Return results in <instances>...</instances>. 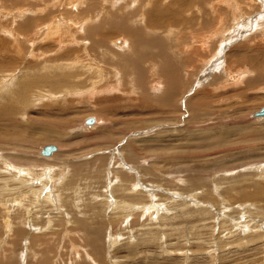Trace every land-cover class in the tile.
<instances>
[{
  "label": "rangeland",
  "instance_id": "obj_1",
  "mask_svg": "<svg viewBox=\"0 0 264 264\" xmlns=\"http://www.w3.org/2000/svg\"><path fill=\"white\" fill-rule=\"evenodd\" d=\"M69 1L0 0V111L16 108L0 119V164L29 168L10 182L20 189L0 190V264H264V119L253 118L264 0H141L113 13L80 0L81 18L101 21L77 33ZM140 10L157 22L149 32ZM62 19L69 44L45 34ZM126 37L143 56L122 53ZM85 64L108 79L91 83ZM47 144L59 151L39 155ZM122 200L136 204L124 214Z\"/></svg>",
  "mask_w": 264,
  "mask_h": 264
},
{
  "label": "bare ground",
  "instance_id": "obj_2",
  "mask_svg": "<svg viewBox=\"0 0 264 264\" xmlns=\"http://www.w3.org/2000/svg\"><path fill=\"white\" fill-rule=\"evenodd\" d=\"M23 1V0H22ZM85 1V3L88 1V0H84ZM225 1V0H224ZM70 3H71V6H72V8L74 9V11H75V13L76 14H78V16H80L81 15V9H80V4L82 3V1H80V0H74V1H69ZM103 2H112L111 4V7L109 8V9H111L112 10V13H113V11L115 10V9H120L121 7H122V5L124 4V6H125V8L127 7V5H128V3H133V2H136L138 5L140 4V2H141V0H104ZM245 2V1H244ZM9 3V2H8ZM68 3V2H67ZM56 4V3H55ZM126 4V5H125ZM134 4V3H133ZM264 4V3H263ZM82 5V4H81ZM110 5V4H109ZM130 5V4H129ZM132 5V4H131ZM142 6H143V4H141ZM23 6V5H22ZM234 6V5H233ZM25 7V6H24ZM23 7V8H24ZM83 7V6H82ZM109 7V6H108ZM22 8V7H21ZM61 8V7H60ZM26 9V8H25ZM25 9H23V11L25 10ZM72 9V10H73ZM28 10V9H27ZM26 10V11H27ZM30 10V9H29ZM88 11H90L91 9H87ZM231 10V9H230ZM23 11H22V13H23ZM141 12H140V14H139V16L137 17V20H135L137 23H138V25H139V28L140 29H144V30H147V29H150V27L151 26H155L156 24H157V22L155 21V22H150L149 20L151 19V17H153V15L151 14V13H146L145 11H143V10H140ZM199 11V10H198ZM240 11V10H239ZM25 12V11H24ZM234 12H235V9H234ZM100 13H101V11H100ZM32 14V13H31ZM92 13H90V15H91ZM104 14V13H103ZM90 15H88V16H90ZM108 15L110 16L111 15V13L110 12H108ZM92 16V15H91ZM244 16V15H243ZM82 17V15L80 16V18ZM92 17H94V15L92 16ZM92 17H90V18H92ZM103 17V16H102ZM3 18V17H2ZM90 18L88 17V18H81L80 20H76L75 21V25H76V29H75V31H74V33H77L78 31H84L85 32V30H86V26L88 25H92L93 24V22H99V21H101V17L99 16V15H95V18L93 19H91L92 21H90ZM228 18V17H227ZM63 20V19H62ZM51 21V20H50ZM107 21V20H106ZM53 23H55V24H52V25H50V26H48L46 29H47V32H45V34L47 33L49 36L48 37H50V34H52V29H54V30H56V33H57V35L56 36H53L54 38H56V40L58 39H65L66 38V41H65V44H69L68 42H67V39L68 40H70L71 39V37H68V35L70 34L69 33V28H68V25H66V23L67 22H65L64 20L63 21H61L60 23H58V22H53ZM91 23V24H90ZM18 25H20V24H18V23H16L15 24V26H14V28H13V32H15V30H17L18 31V29H17V26ZM45 25V24H44ZM59 25H63V26H59ZM95 25V24H94ZM98 25H100V24H98ZM236 25H238V23L236 24ZM88 26H87V29H88ZM239 26V25H238ZM19 27V26H18ZM157 28L159 27V26H156ZM237 27V26H236ZM20 28V27H19ZM138 28V30H140ZM95 29V28H94ZM253 29H256V28H253ZM37 30H40V29H37ZM151 30V29H150ZM190 31V30H189ZM39 32V31H38ZM147 32H149L148 30H147ZM166 32H167V30H166ZM124 33V32H123ZM238 33H240V32H238ZM45 34H43V36L45 35ZM46 34V35H47ZM67 34V35H66ZM113 34V33H112ZM127 34H130L131 36H134V34L132 35V32H130V31H127ZM171 34V33H170ZM237 34V33H236ZM224 35V34H223ZM45 37V36H44ZM83 38V37H82ZM169 38V37H168ZM171 38H173L172 36H171ZM170 38V39H171ZM174 38H176V37H174ZM174 38H173V41H174ZM30 39V38H29ZM33 39V38H32ZM31 39V40H32ZM52 39V38H51ZM79 40V39H78ZM172 40V39H171ZM176 40H177V38H176ZM120 41H121V43H120V47L121 46H123V44H125L126 42H127V46H128V48L126 49V50H122L123 52L122 53H124V54H127L128 56L127 57H129V56H135V55H139V56H143L144 55V53L145 52H143V53H141V54H139V52L137 51V49H133V45H132V43H131V41L126 37L125 39L124 38H122V39H120ZM90 42V41H89ZM60 44H61V40H60ZM90 46H92V45H90ZM94 46V45H93ZM203 46V45H202ZM19 49V48H18ZM198 49V48H197ZM19 51H20V49H19ZM103 51V50H102ZM101 52V51H100ZM113 53H114V51H112ZM118 52V51H117ZM120 52V51H119ZM197 52V51H196ZM48 53V52H47ZM121 53V54H122ZM115 54V53H114ZM120 54V53H119ZM120 54V55H121ZM236 55V54H235ZM76 56H78V55H76ZM121 56H123V55H121ZM117 57V56H116ZM47 58V57H46ZM50 58V57H49ZM119 58V57H118ZM121 58V57H120ZM114 59V58H113ZM184 59V58H183ZM43 60H46V59H43ZM129 60V59H128ZM178 60V59H177ZM176 60V61H177ZM221 60V59H220ZM50 61H53V60H50ZM55 61V60H54ZM57 61V60H56ZM48 62V61H47ZM118 62V61H117ZM131 62V61H130ZM132 62H134V61H132ZM149 62V61H148ZM154 63H155V61H153ZM178 62V61H177ZM185 62V61H184ZM53 63V62H52ZM72 63V62H71ZM71 63H68V64H71ZM75 63V65L77 64L76 62H74ZM120 63V62H119ZM179 63H181V62H179ZM67 64V65H68ZM125 64H126V62H125ZM145 64H147V63H145ZM151 64V63H150ZM218 64V63H217ZM74 65V66H75ZM113 65H114V63H113ZM157 65V64H156ZM156 65H154V66H156ZM222 65H223V63H222ZM69 66V65H68ZM93 66H95L94 64H93ZM93 66H91L90 64H85L84 65V70H85V72L87 73V72H90L89 74H92L91 76H90V80H91V83H93V82H95L97 79H99L100 78V80H102V79H108L106 76H107V74L105 75V73H104V70H99V67L98 66H95V67H93ZM148 66V65H147ZM151 66V65H150ZM43 69H45V68H53V66L51 67V65H46V64H43L42 66H41ZM63 67V66H62ZM64 67H66V66H64ZM81 67V66H80ZM116 67H118V66H116ZM153 67V66H152ZM67 68V67H66ZM114 68V67H113ZM151 68V67H150ZM77 69V68H76ZM170 69V68H169ZM183 69V68H182ZM222 69V68H221ZM54 70V69H53ZM70 70V69H69ZM73 70V69H72ZM75 70V69H74ZM117 70V69H116ZM115 70V71H116ZM150 70V69H149ZM220 70V69H219ZM225 70V69H224ZM236 70V69H235ZM55 71V70H54ZM67 71V70H66ZM65 71V72H66ZM79 71V70H78ZM115 71H114V75H115ZM123 71V70H122ZM151 72L153 71V70H150ZM154 72H155V70H154ZM226 74H224L223 72V74L226 76V75H229V73H228V70H226V71H224ZM242 72V71H241ZM96 73V75H94ZM117 73V75L118 76H120V72L118 71V72H116ZM123 73V72H122ZM156 73V72H155ZM231 73V72H230ZM245 73H246V71H244V72H242V73H239V76H235L234 77V81H236L238 78L240 79L239 80V82L241 83L242 81H243V79H244V76H245ZM61 74H63L62 72H61ZM80 75V74H79ZM83 75H85V74H83ZM109 75V74H108ZM157 75V74H156ZM169 75V74H168ZM39 76H42V75H39ZM62 76V75H61ZM162 76V75H161ZM223 76V75H222ZM224 76V77H225ZM56 77V81H59L58 80V78H57V76L56 75H52V78L54 79ZM64 77H66V76H64ZM116 76H114V78H115ZM160 77V76H159ZM228 77V76H227ZM38 78V77H37ZM52 78H50V77H48V76H44V78L42 79V82H44V83H51V81H52ZM63 78V77H62ZM117 78V77H116ZM123 78V77H122ZM121 78V79H122ZM216 78V77H215ZM226 78V77H225ZM217 79V78H216ZM216 79H214V83H215V80ZM223 79V78H222ZM30 80V79H29ZM213 80V79H212ZM225 80V79H224ZM223 80V81H224ZM41 81V80H40ZM115 81H116V79H115ZM119 81V80H118ZM118 81H117V83H118ZM200 81V80H199ZM160 82V81H159ZM26 83H27V85L25 86V88H24V90H23V93H25V94H27V93H30V95H33L34 93H35V88L33 89V85H34V82L33 81H28V79H27V81H26ZM157 83H158V81H157ZM157 83H155L153 86H151V87H154L153 89H154V91L156 92V93H159L158 91H160V89H159V87L161 86V84H158V85H160V86H158V88H156V84ZM161 83H162V81H161ZM94 84V83H93ZM201 84V83H200ZM212 84H213V82H212ZM116 85V84H115ZM164 85V84H163ZM9 86V85H8ZM117 86H120V85H117ZM110 87V86H109ZM107 88V90L108 89H110V90H113V89H111V88ZM39 88V87H38ZM76 88V87H75ZM6 89H8V87H6ZM33 89V90H32ZM40 89V88H39ZM39 89H36V90H39ZM42 89V88H41ZM153 89H152V91H153ZM51 90L53 91V92H55V88L53 87V88H51ZM61 90H63V89H61ZM74 90H76V89H74ZM166 90H167V88H166ZM117 91H118V89H117ZM64 92V91H63ZM161 92V91H160ZM37 93V92H36ZM77 93V92H76ZM171 93V92H170ZM179 93V92H178ZM63 94V93H62ZM66 94H67V92H66ZM69 94V93H68ZM71 94V93H70ZM160 94V93H159ZM180 94V93H179ZM183 95V94H182ZM181 95V96H182ZM18 96H20V95H18ZM59 96V95H58ZM28 97H29V95H28ZM35 97V96H34ZM174 98V97H173ZM171 99V98H170ZM175 99V98H174ZM31 100V99H30ZM187 101H189V100H187ZM17 102H19V99L17 100ZM172 102V101H171ZM18 104V103H17ZM22 106H24V105H22ZM174 106V105H173ZM16 107V106H15ZM16 108H13V107H6V108H4L2 111H0V119L1 118H4V119H6V117H7V119H8V116L7 115H9L10 114V112H8V111H6V110H15ZM24 109V108H23ZM18 111L16 112V114H21L23 111L22 110H20V109H17ZM5 111V112H4ZM253 118H255V119H264V117L262 116V117H260V116H255V115H253ZM96 123V120L93 118V121L91 122V123H89V124H86V121H85V125L86 126H93L94 124ZM55 136V135H54ZM48 137H53V135H52V133H51V136H50V134H49V136ZM18 139V138H17ZM19 139H20V137H19ZM9 142V141H8ZM24 142V141H23ZM1 144H3V143H1ZM48 145V144H47ZM1 146V145H0ZM56 146V145H55ZM42 149V148H41ZM59 151V149L57 148V146H56V150L54 151V152H52L50 155H42L41 154V151H39L38 153H39V155H41V156H43V157H50V156H52L53 154H55L56 152H58ZM14 159V158H13ZM14 161H15V159H14ZM17 162H15L14 164H16ZM27 163V162H26ZM12 162H9V161H7V160H5V161H3V162H1V164H0V172H2V174H4L5 176L3 177V176H0V182L2 183V186H0L1 187V189L0 190H2V193L4 192V191H8V190H12L13 188L15 189V187L16 188H18L17 186H11L10 185V182L11 181H21V178H23L22 177V174H25V173H27V169H29V168H27L26 170H25V168H24V170H23V168L22 169H20V167H17L16 165L18 164H16V165H14ZM34 164V163H33ZM29 165V164H28ZM22 167V166H21ZM30 167V166H29ZM33 169V168H32ZM37 169V168H36ZM30 171H34V170H30ZM30 171H29V173H30ZM18 172H20V175L18 176L17 175V173ZM6 173H8V174H6ZM10 173H14L15 175H16V178L15 177H12V176H10L11 174ZM1 174V173H0ZM31 174V173H30ZM126 174V173H125ZM32 175V174H31ZM30 175V176H31ZM14 176V175H13ZM29 178V177H28ZM70 178V177H69ZM25 179H27L26 177H25ZM123 179V178H122ZM71 180V179H70ZM129 180V179H128ZM32 181V180H31ZM114 181V180H113ZM113 181H111V182H113ZM121 182V178L119 177L118 178V181L116 180V183H120ZM15 183V182H14ZM22 183V182H21ZM129 183V182H128ZM16 184V183H15ZM114 184V183H113ZM131 184V183H130ZM133 184V183H132ZM131 184V185H132ZM12 188H11V187ZM25 186V188H26V190H27V192H29V191H31L32 190V192L33 193H35V194H37L38 195V193H39V190L38 189H35L34 187H31L30 186V184H25L24 185ZM113 186V185H112ZM120 186V185H119ZM118 186V187H119ZM117 187V186H116ZM121 187V186H120ZM24 188V189H25ZM79 188V187H78ZM123 188H124V186H123ZM18 189H20V187L18 188ZM23 189V191H25ZM80 189V188H79ZM130 189V191H135L136 190V185H133V187L132 188H127L126 190H129ZM47 190H48V188H47ZM18 191H20V190H18ZM17 191V192H18ZM120 191V190H119ZM118 191V192H119ZM15 192V191H14ZM17 192H16V195H18L17 194ZM22 192V191H21ZM20 192V193H21ZM27 192H25V193H27ZM120 192H122V191H120ZM6 193V192H5ZM25 193H21V194H24L25 195ZM123 193H125V192H123ZM127 193V192H126ZM125 193V194H126ZM4 194V193H3ZM13 194V193H12ZM15 194V193H14ZM13 194V195H14ZM28 194V193H27ZM128 194H130V193H128ZM0 195H1V193H0ZM9 195H11V192H10V194ZM134 195V194H133ZM31 196H33V195H31ZM58 196V195H57ZM56 196V197H57ZM97 196V195H96ZM123 196V195H122ZM121 196V197H122ZM127 196V195H126ZM1 197V196H0ZM7 197V196H6ZM12 197V196H11ZM36 197V196H35ZM125 197V196H124ZM33 198V197H32ZM49 198V200H50V196L48 197V194H44V200L45 199H48ZM96 198H98V197H96ZM6 199V198H5ZM8 199V198H7ZM41 199V198H40ZM39 199V200H40ZM53 198H51V200H52ZM58 199V198H57ZM108 199V198H107ZM129 199V198H128ZM127 199V200H128ZM8 200H10V199H8ZM14 200V199H13ZM28 200V199H27ZM60 200V199H59ZM81 200V199H80ZM1 201V200H0ZM38 201V200H37ZM37 201H36V203H37ZM132 201H133V199H132ZM136 201V200H135ZM138 201H140V199L138 200ZM6 202V201H5ZM8 202V201H7ZM13 202V201H12ZM40 202V201H39ZM42 202V201H41ZM53 202V201H52ZM51 202V203H52ZM107 202V201H106ZM131 202V201H130ZM2 203V202H1ZM48 203V202H47ZM108 203V202H107ZM14 204V203H13ZM12 203H11V205H13ZM40 204V203H39ZM44 204V203H43ZM64 204V203H63ZM134 204H136L135 202H133V203H129L128 201H126V200H122L121 202H115V206H117L116 208H119L120 209V211L121 212H123L124 214L126 213V212H130L131 210H132V208H134ZM139 204V203H138ZM137 204V205H138ZM37 205V204H36ZM47 205V204H46ZM49 205V204H48ZM52 205V204H51ZM9 206H10V204H9ZM17 206V205H16ZM39 206H41V205H39ZM53 206V205H52ZM114 206V207H115ZM13 207H14V205H13ZM138 207V206H137ZM26 208V207H25ZM71 208V207H70ZM78 208V207H77ZM139 208V207H138ZM150 208V207H149ZM22 209H23V207H22ZM143 209V208H142ZM9 210V209H8ZM7 210V211H8ZM124 210V211H123ZM24 211V210H23ZM27 211V210H26ZM22 212V211H21ZM122 213V215H124ZM131 213H133V212H131ZM146 213H148V215L150 214V209H148V211H146ZM9 214H10V212H9ZM37 214V213H36ZM128 214V213H127ZM38 215V214H37ZM144 215H146V214H144ZM8 215H6V217H7ZM22 216V215H21ZM30 216V215H29ZM152 216V215H151ZM26 217V216H25ZM123 217V216H122ZM33 218H35V216L33 217ZM37 218V217H36ZM35 218V219H36ZM42 218V217H41ZM9 219V218H8ZM76 219H77V217H76ZM28 220H30L29 218H28ZM32 220V219H31ZM30 220V221H31ZM118 220V219H117ZM11 221H12V219H11ZM39 221H41V220H39ZM113 221V220H112ZM31 222H34V220L33 221H31ZM117 222H119V221H117ZM8 223V222H7ZM28 223H29V221H28ZM37 223H39V222H37ZM42 223V222H41ZM113 224V223H112ZM6 225V224H5ZM4 225V226H5ZM35 225V224H34ZM36 226V225H35ZM7 227V226H6ZM9 228H11L10 226H8ZM29 227V226H28ZM37 228V227H36ZM39 228H41V227H39ZM39 228H37V229H39ZM8 229V228H7ZM29 230V229H28ZM29 234V233H28ZM26 235V234H25ZM34 235V234H33ZM35 236V235H34ZM37 237V236H36ZM42 237V236H41ZM43 238V237H42ZM40 239V238H39ZM28 240V239H27Z\"/></svg>",
  "mask_w": 264,
  "mask_h": 264
},
{
  "label": "water",
  "instance_id": "obj_3",
  "mask_svg": "<svg viewBox=\"0 0 264 264\" xmlns=\"http://www.w3.org/2000/svg\"><path fill=\"white\" fill-rule=\"evenodd\" d=\"M255 116H260V117H264V106L261 107L259 110H257L254 113ZM93 118L89 119L88 122H92ZM56 150V146L54 144H48V145H44L41 149V154L42 155H50L52 152H54Z\"/></svg>",
  "mask_w": 264,
  "mask_h": 264
}]
</instances>
